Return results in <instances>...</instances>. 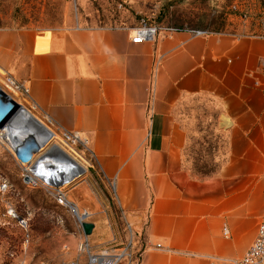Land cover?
<instances>
[{
	"label": "crops",
	"instance_id": "crops-1",
	"mask_svg": "<svg viewBox=\"0 0 264 264\" xmlns=\"http://www.w3.org/2000/svg\"><path fill=\"white\" fill-rule=\"evenodd\" d=\"M263 60L259 35L162 31L132 43L127 28H0V81L26 87L17 92L50 130L87 139L83 162L141 230L138 264H228L254 241L264 216ZM198 104L216 111L224 141L208 175L185 160L195 114L185 110Z\"/></svg>",
	"mask_w": 264,
	"mask_h": 264
},
{
	"label": "rangeland",
	"instance_id": "rangeland-1",
	"mask_svg": "<svg viewBox=\"0 0 264 264\" xmlns=\"http://www.w3.org/2000/svg\"><path fill=\"white\" fill-rule=\"evenodd\" d=\"M141 18L157 24L159 32L174 26L264 36V0H0L2 29L129 28ZM6 77L4 82L0 81V88L21 103L31 117L28 120L21 114L15 119L17 122L0 128V264L83 263L85 243L95 251L104 246H119L132 237L139 245L141 230L130 226L111 182L93 166H88L79 177V170L73 171L75 174L70 180L78 178L63 189L67 201L77 209L72 213L68 206L57 202L54 189L48 183L35 177L37 173L30 165L17 159L11 140L33 134L41 138L43 134L37 126L46 132L49 128L33 115ZM201 110L198 108L196 113ZM206 124L205 120L195 122L193 131ZM49 139L32 157L45 151ZM53 141L66 152L76 153L77 156L73 155L86 164L82 145H71L58 137ZM216 142L218 138L195 133L188 150L191 162L212 169V153L207 149ZM51 152L50 157L54 151ZM50 161L43 168L58 165L56 159L50 158ZM43 168L37 171L46 172ZM24 170H29L30 182L24 179ZM84 221L94 224L89 235L83 232L81 222Z\"/></svg>",
	"mask_w": 264,
	"mask_h": 264
},
{
	"label": "built area",
	"instance_id": "built-area-1",
	"mask_svg": "<svg viewBox=\"0 0 264 264\" xmlns=\"http://www.w3.org/2000/svg\"><path fill=\"white\" fill-rule=\"evenodd\" d=\"M159 30L160 27H158L157 24L150 22L149 20L144 18H141L137 25L127 28L128 36L132 43L151 42L155 40V38L159 34ZM163 31L169 33L175 31H188L195 36H203L210 33L209 31L205 30L179 29L174 26L165 27L163 28ZM6 78L7 82L11 84V86L15 90H18L20 92L27 91L26 87L21 86V84L15 82V80H13L11 77L7 76ZM47 132L48 136L50 135V139L46 144L45 150L49 151L51 150V148H53L54 153L51 156L56 159V163H58V165H55L54 168L51 165L47 168H43L47 171L43 173L44 175L40 174V176L47 177L43 178V181H41L48 183L45 184L54 189L55 197L59 204L68 206L71 212L75 213V207L72 203L67 201L63 189L67 185L72 183L75 179H77L79 176H81L83 173H85L87 171L88 166H91L87 163L82 164L79 158L63 150V148L59 146L56 142H54L53 139L54 137H58L59 139L64 140L68 144H80L83 147L87 145V139L81 136L78 132L52 131L50 129H48ZM62 157H66L67 160L72 163V165H69V163H64ZM37 161H40V159H38ZM77 170H79V175L77 178H75L74 180L65 181L67 177L70 176L71 173H73V171ZM24 171V179L27 182H30L29 178H31L32 176L29 170ZM38 180L40 181V179ZM36 181L37 180H35L34 182ZM226 232L227 231L224 228V233ZM82 250L86 252L85 262L80 263L78 261H71L67 264H138L141 253V249L137 248L134 245V240L132 237L119 246H104L95 251L91 250L89 245L85 243ZM228 264H264V216L258 224L255 239L248 248V250L242 257L230 260Z\"/></svg>",
	"mask_w": 264,
	"mask_h": 264
},
{
	"label": "trees",
	"instance_id": "trees-1",
	"mask_svg": "<svg viewBox=\"0 0 264 264\" xmlns=\"http://www.w3.org/2000/svg\"><path fill=\"white\" fill-rule=\"evenodd\" d=\"M179 29H182V28H179ZM198 108H203V110H201V113L199 112V114L196 113V110ZM189 110L194 111L195 114H194L193 123H191V126L189 128L190 133L188 136V144L185 149V160L186 162L188 161L190 169H193L196 173L201 174V175H208V174L213 173L216 167L219 166L222 163V161H224L223 159V153H224L223 152V146H224L223 138L219 133L213 130L216 111L214 112L213 109H211L208 105H205V104H198L196 106H193L192 108H188L187 110H185L186 115H188ZM208 110H211V112H209ZM209 113L211 114L210 116H209ZM204 120L207 124L205 126H200L198 129H196V131H193L195 128L194 126L195 122L199 121V123H201ZM206 128L208 130H206ZM205 132L209 134H206ZM195 133H198L199 136L203 135V137H206L207 135H209L210 137L214 138V140H216L217 138L219 139L218 143L216 142L214 143V145L209 144L208 149H207L208 152L212 153V158H213L212 165H214L212 169L211 168L206 169V165L199 166L198 163L193 162V161L191 162L190 160V155H189L188 150H189V147L191 146V140L193 136L195 135Z\"/></svg>",
	"mask_w": 264,
	"mask_h": 264
},
{
	"label": "water",
	"instance_id": "water-1",
	"mask_svg": "<svg viewBox=\"0 0 264 264\" xmlns=\"http://www.w3.org/2000/svg\"><path fill=\"white\" fill-rule=\"evenodd\" d=\"M23 105L9 96L5 91L0 88V128L13 117L18 111L22 110ZM39 149V144L35 141H26L16 147V157L22 163H28L34 151ZM81 226L85 235H89L94 227L91 222H81Z\"/></svg>",
	"mask_w": 264,
	"mask_h": 264
},
{
	"label": "bare ground",
	"instance_id": "bare-ground-1",
	"mask_svg": "<svg viewBox=\"0 0 264 264\" xmlns=\"http://www.w3.org/2000/svg\"><path fill=\"white\" fill-rule=\"evenodd\" d=\"M13 88V87H12ZM14 89V88H13ZM14 91H15V89H14ZM16 92V91H15ZM20 113H22L23 115H25V116H27V118H30L31 116L26 112V111H24L23 109L22 110H18L14 115H13V119L11 118V121L9 122V123H7L6 125L7 126H9L10 125V123L11 122H13L14 121V123H15V121L18 119V117H19V115H21ZM16 119V120H15ZM17 122V121H16ZM18 123H19V121H18ZM25 124V123H24ZM18 125V124H17ZM27 124H25V126H26ZM30 127V126H29ZM33 129V128H32ZM36 129H38V131H40L42 134H43V137H41V138H36L35 137V135L33 136H30L29 134V136H22V138H20L19 140H11V142H10V144H11V146H12V149H13V153L15 154V156H16V147L18 146V145H20V144H24V142H26V141H35V142H37L38 144H39V149L45 144V142L50 138V135L48 136V133L46 132V130L43 128V127H40V126H38ZM34 131H35V129H33ZM32 133V132H31ZM34 133V132H33ZM37 133V132H36ZM37 136H39L38 134H36ZM59 144V143H58ZM38 149V150H39ZM37 150V151H38ZM68 150V149H67ZM46 151V150H45ZM45 151L44 152H38L39 154L38 155H36V157H32L31 158V160L28 162V163H25V164H27V165H30V167L37 173L36 175L37 176H35L37 179H41V180H43V178H46L47 176H40V174H42V175H44L43 173L45 172V171H41V172H38L37 170L38 169H40V168H43L44 167V165L46 164V163H49L50 162V164H51V162L52 161H50V158H52L53 159V157L51 156L50 157V153H52L51 151H53V148H51V150H49L50 152H48L47 154L45 153ZM54 153V152H53ZM74 154V153H73ZM74 158V157H73ZM38 159H40V161H37ZM62 159L64 160V163H69V165H72V163L69 161V160H67V158L66 157H62ZM54 164L52 165V167L54 168ZM57 166V165H56ZM74 174L75 173H71L70 174V176H68L67 177V179L65 180V181H68V180H70L73 176H74ZM75 210H77V209H75Z\"/></svg>",
	"mask_w": 264,
	"mask_h": 264
}]
</instances>
